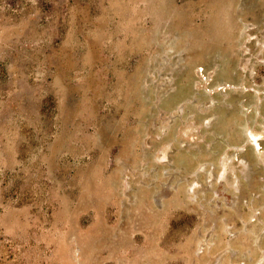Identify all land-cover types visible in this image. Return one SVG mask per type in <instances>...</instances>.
I'll return each instance as SVG.
<instances>
[{"label": "rangeland", "instance_id": "374dc122", "mask_svg": "<svg viewBox=\"0 0 264 264\" xmlns=\"http://www.w3.org/2000/svg\"><path fill=\"white\" fill-rule=\"evenodd\" d=\"M0 264H264V0H0Z\"/></svg>", "mask_w": 264, "mask_h": 264}]
</instances>
